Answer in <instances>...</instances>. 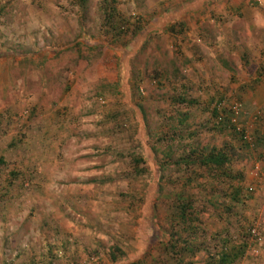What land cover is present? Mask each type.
Segmentation results:
<instances>
[{
  "label": "rangeland",
  "instance_id": "rangeland-1",
  "mask_svg": "<svg viewBox=\"0 0 264 264\" xmlns=\"http://www.w3.org/2000/svg\"><path fill=\"white\" fill-rule=\"evenodd\" d=\"M239 2L264 17V0H115L110 28L103 0H0V264H264V201L246 191L264 35L254 59L240 49ZM233 102L253 146L223 116ZM212 150L223 171L197 164Z\"/></svg>",
  "mask_w": 264,
  "mask_h": 264
},
{
  "label": "trees",
  "instance_id": "trees-1",
  "mask_svg": "<svg viewBox=\"0 0 264 264\" xmlns=\"http://www.w3.org/2000/svg\"><path fill=\"white\" fill-rule=\"evenodd\" d=\"M79 3L82 6H85L86 2L88 0H78ZM113 3H115V0H103V5L100 7L101 11H102V15H103V21L104 24H106L108 27L110 25V23L112 22V24L110 25V28H112V26H116L113 25L114 24V16H117V11H115V7L113 6ZM118 26V25H117ZM125 30V25L121 26L120 28H117V32L118 34L123 33ZM217 105L216 108L213 111V114L215 115V118L217 120L218 118V113H217ZM223 109H221L222 112ZM224 117H229V115L225 114L223 115ZM240 138V137H239ZM241 140V138H240ZM242 141V140H241ZM244 143V142H243ZM194 153V152H193ZM193 153H190L187 156V159L182 160L186 166L189 164H193ZM199 161H197V164H199V166H204L207 168H210V170L214 171H223L224 169H226L228 167V161L229 158L227 156L226 153H223L221 150L215 151L212 150L209 153H206L204 155H202L200 153L199 155ZM235 195L239 196V191L235 190ZM179 199H177V206L175 208V218L177 219V223L178 224H185L187 223V221H189V216L192 214L190 213L191 211V207L188 204L187 205V200H183V198L181 199L180 197H178ZM174 237V235L171 236V238ZM173 239V238H172ZM170 248L173 249L174 251L177 250V245H170ZM243 247H241L242 249ZM225 249V247H224ZM180 252V251H178ZM111 259L112 261L116 260V256L115 255H111ZM239 255H235L232 254L231 252H226L223 251L221 253V257L220 259L217 260V264H232L233 262H235L237 260ZM132 264H137V263H132Z\"/></svg>",
  "mask_w": 264,
  "mask_h": 264
},
{
  "label": "built area",
  "instance_id": "built-area-1",
  "mask_svg": "<svg viewBox=\"0 0 264 264\" xmlns=\"http://www.w3.org/2000/svg\"><path fill=\"white\" fill-rule=\"evenodd\" d=\"M219 104V103H218ZM217 104V105H218ZM218 108H221L220 105H218ZM228 112L229 117L227 118V124L231 126V131L238 135L242 142L253 146V139L251 138L249 131L246 127H244L240 123V116H241V108L240 104L237 102H233L228 106ZM259 117H254V120H258ZM262 167L259 165H256L254 167V170L256 172V181L254 185H247L246 191L249 194L256 195V193L259 194V197L264 201V159L262 160ZM247 234V247L250 248L252 245L257 244L261 240V232L257 225H250L246 229ZM252 251L257 256L258 250L257 248H253Z\"/></svg>",
  "mask_w": 264,
  "mask_h": 264
},
{
  "label": "crops",
  "instance_id": "crops-1",
  "mask_svg": "<svg viewBox=\"0 0 264 264\" xmlns=\"http://www.w3.org/2000/svg\"><path fill=\"white\" fill-rule=\"evenodd\" d=\"M233 11L238 16L245 15L246 17L244 18V22L242 23V25L244 26V30H246L247 33L249 34L248 39L246 40L245 31H243V29H234V32L238 33L237 36L241 37L240 42H242L241 45L242 47L240 46V49L249 52L250 56L253 57L252 59H254L255 53L252 52L254 50V49L252 50V48L254 47V45L258 44V41L262 40L261 38H258V35L260 37L261 35H264V17H262L260 13L257 12L256 10L250 8V5L243 2H239L236 5H234ZM252 31H254V34L252 33ZM255 98L251 97L249 100L247 99L248 101L246 100L247 102L245 103L247 105L254 104L257 100Z\"/></svg>",
  "mask_w": 264,
  "mask_h": 264
}]
</instances>
